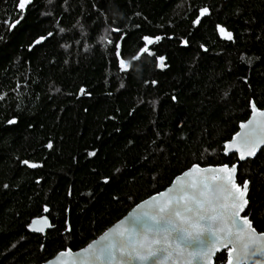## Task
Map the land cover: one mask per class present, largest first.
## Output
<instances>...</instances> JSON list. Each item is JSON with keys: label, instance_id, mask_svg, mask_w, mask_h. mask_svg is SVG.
<instances>
[{"label": "trees", "instance_id": "16d2710c", "mask_svg": "<svg viewBox=\"0 0 264 264\" xmlns=\"http://www.w3.org/2000/svg\"><path fill=\"white\" fill-rule=\"evenodd\" d=\"M251 102L264 0H0V264L79 250L192 165L238 162L223 145ZM236 178L264 232V149Z\"/></svg>", "mask_w": 264, "mask_h": 264}, {"label": "snow or ice", "instance_id": "6c2138e0", "mask_svg": "<svg viewBox=\"0 0 264 264\" xmlns=\"http://www.w3.org/2000/svg\"><path fill=\"white\" fill-rule=\"evenodd\" d=\"M30 3L31 0H19V8L23 9ZM207 12L208 9L204 8L200 15H206ZM198 22L199 19L196 23ZM220 31L225 38H232L231 33L223 28ZM145 39L148 43L153 42L147 37ZM121 64L123 67L124 62L121 61ZM252 109L256 114L254 104ZM258 115L264 117V111L258 112ZM254 122L255 115L240 127L247 128ZM259 123L264 127V122ZM239 136L241 133L233 138V144ZM243 143L246 147L251 145V148L247 152H240L241 160L256 155L257 149L264 145V136L254 141L246 136ZM225 147L230 149L232 145L226 144ZM209 172L213 175H207ZM194 173L205 175L198 177L193 176ZM235 174V165L231 169L227 165L216 169H200L194 165L183 174L184 177H193L191 180L184 181L178 177V188L168 190V193L177 194L160 193L161 197L167 196L165 200L152 197L151 201L137 206V210L130 213L125 220L104 232L98 240L75 253L71 249L62 251L57 259L70 256L71 264H193V261L211 259L214 251H219L218 245L224 248L232 245L228 248V264H233V252L236 253V264H247L249 261L251 264H258L253 258H264V233L257 234L247 215L240 216L248 204V182L245 181L241 188L235 181ZM210 181L218 182L224 203H214ZM233 189L235 193H239L238 197ZM145 206L150 210H144ZM245 235L248 236L247 241H244ZM49 264H53V261Z\"/></svg>", "mask_w": 264, "mask_h": 264}, {"label": "water", "instance_id": "95a60500", "mask_svg": "<svg viewBox=\"0 0 264 264\" xmlns=\"http://www.w3.org/2000/svg\"><path fill=\"white\" fill-rule=\"evenodd\" d=\"M253 104H254V102H251V104H250V116H249V118H248L246 121L241 122V123L239 124V129H238V131L232 136V138H231L230 140L226 141V142L224 143V145H223V147H224V154H225V155L236 154V156H237V158H238V162H236V163L233 164V165H235V167H236V174H235V181H236V183H237V178H236V177H237V171H238V164H239V162H245V161H247V160H249V159L254 158V157L259 153V151H261L262 149H264V145H261V147H260L259 149H257V151H256V155H255V156H248V157H246V159H244V160H241V159H240V152H241V151H245V152H247V151L250 150V148H251V145H249V146L246 147L245 144L243 143V141H244V139H245L246 136H247L249 139L253 140V141H254L256 138H259V137L264 136V127H262L261 123H259V122H264V117H260V116L258 115V112H260V111H264V109H259V108L254 104V105L256 106V109H257V113L254 114V113H253V109H252V105H253ZM254 115H255V121H256V122H254L252 125H249L247 128L241 129L240 125H241L242 123L247 124V122H248L251 118H253ZM237 133H241V136L236 137V141H235V143L233 144V138L236 136ZM226 144H230V145H232V147H231L230 149H228V148L225 147ZM237 149H239V151H238ZM27 165H28V166H32V165H36V166H37L38 164L27 163ZM194 165L198 166L200 169H216V168H223L225 165H227L228 168L231 169L232 166H233V165L230 166V165H228V164H222V165H208V166H200V165H198V164H194ZM194 165H192L190 168H188L187 170H185V171H184L183 173H181L180 175L176 176V177L173 179V181L171 182V184H170L168 187H166L164 190H162V191H160V192H158V193H156V194H154V195H152V196H150V197L144 199L143 201L139 202L138 204H136L131 210L128 211V213H127L125 216H123L120 220H118V221L115 222L113 225H111L110 227H108L104 232H106V231H108L109 229L113 228V227H114L115 225H117L120 221L125 220V218H127V217L129 216L130 213H132L134 210H137V206H139V205H144V202H145V201H151V198H152V197L155 196V197H157V199H160V200H165V199H167V196H165V197H161V196H159V194H160V193H168V190H169L170 188H178V186H179V184H180V181L177 180L178 177L183 178L184 181H189V180H191L193 177H184L183 174H184L185 172H188L189 170H191V169L193 168ZM36 166H35V167H36ZM204 175H205V173H194V174H193V176H198V177H203ZM207 175L212 176L213 173L209 172V173H207ZM220 175H225V173H220ZM210 184H211V193H212V196H213V199H214V203H224V198H223L222 195H220V190H219V188H218V182H217V181H210ZM237 184H238V183H237ZM238 185H239L241 188H243V185H244V184H242V185L238 184ZM229 186H230V185H229ZM233 193H234L237 197L239 196V193H235V189H233ZM175 194H177V193H175V192H174V193H168V195H175ZM247 194H248V192H247ZM216 197H219V199H216ZM246 199H247V195H246ZM247 200H248V199H247ZM239 202H242V201H239ZM247 205H248V204H247ZM247 205L245 206L244 211L240 213V216H241V217L245 216V211H246ZM144 210H150V209H148L147 206H145V209H144ZM151 211H154V210H151ZM247 217H248V219L250 220L249 216H247ZM250 221H251V220H250ZM240 222L243 223L242 221H240ZM251 223H252V222H251ZM252 225H253V224H252ZM125 226H126V225H125ZM245 227H246V226H245ZM253 227H254V226H253ZM50 228H51V221H50V218H49V216H48L47 214H44V215H42V216L35 217V218L31 219V221L29 222V224H28V226H27V230H28L29 232H31V233H37V234H43V233L46 232V230H48V229H50ZM34 229H39V230H34ZM104 232H103V233H104ZM103 233L100 234L97 238H95V239L92 240L91 242L98 240V238H99L101 235H103ZM256 233L258 234V233H264V232H259V231L256 230ZM221 235H222V233H221ZM247 239H248V236L245 235V236H244V241H247ZM91 242H90V243H91ZM88 244H89V243H88ZM88 244H87V245H88ZM87 245H86V246H87ZM86 246H84L83 248H85ZM218 247H219V251H214L213 255L211 256V259H205V260H201V261H198V262H197V261H193V264H214V258H215V256H216V254H217V253H220V252H222V251H224V250L227 251V260H226V263H225V264H228V260H229L228 248H231L232 245H228V248H224V247L221 246V245H218ZM83 248H81V249H83ZM67 249H69V248H67ZM67 249H65V250H67ZM81 249L76 250V251H73V250H72V252L75 253V252L80 251ZM65 250H62V251H65ZM62 251L58 252V253H57L54 257H52L51 259H49V260H47V261H45V262H43V263H39V264H49L50 261H53V264H65V262H67V264H71L72 257H70V256H65V257H62V258L57 259V258H58V254L61 253ZM185 256H187V253H185ZM235 257H236V253L233 252V253H232L233 264H236V259H235ZM253 259L256 260V261L258 262V264H264V258L254 257ZM247 264H251V262L249 261V262H247Z\"/></svg>", "mask_w": 264, "mask_h": 264}, {"label": "rangeland", "instance_id": "374dc122", "mask_svg": "<svg viewBox=\"0 0 264 264\" xmlns=\"http://www.w3.org/2000/svg\"><path fill=\"white\" fill-rule=\"evenodd\" d=\"M127 65H128V63H127V62H126V63H124V65H123V68H125ZM121 66H122V64H121Z\"/></svg>", "mask_w": 264, "mask_h": 264}]
</instances>
